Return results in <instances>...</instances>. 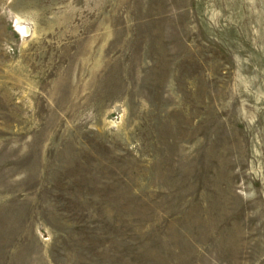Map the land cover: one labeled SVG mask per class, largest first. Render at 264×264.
Listing matches in <instances>:
<instances>
[{
    "label": "rangeland",
    "instance_id": "obj_1",
    "mask_svg": "<svg viewBox=\"0 0 264 264\" xmlns=\"http://www.w3.org/2000/svg\"><path fill=\"white\" fill-rule=\"evenodd\" d=\"M0 264H264V0H0Z\"/></svg>",
    "mask_w": 264,
    "mask_h": 264
}]
</instances>
